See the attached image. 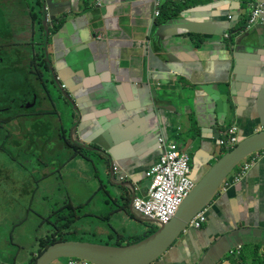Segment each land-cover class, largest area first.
I'll return each instance as SVG.
<instances>
[{"label":"crops","instance_id":"obj_1","mask_svg":"<svg viewBox=\"0 0 264 264\" xmlns=\"http://www.w3.org/2000/svg\"><path fill=\"white\" fill-rule=\"evenodd\" d=\"M42 1V16L49 14L52 19L46 23L50 64L71 100L56 97L57 113L62 117L56 130L66 129L67 117L72 116L76 141L95 153L86 159L78 156V164H92L93 159L99 162L95 179L109 182L113 206L116 199L125 202L127 209L131 192L109 180L108 163L120 169L121 179L136 182L132 184L135 197L142 196L149 186L145 172L156 160L157 136L177 142L186 153L191 151L192 170L193 163L211 164L225 152L216 139L226 127L233 125L243 135L264 129L260 125L264 123V24L244 32L245 0H199L197 7L178 17L186 21L169 27L158 42L153 39L156 29L151 23L159 18L154 17L156 9L180 0H103L104 6L96 10L92 7L95 0H49L47 10L46 0ZM36 2L0 0V59L12 62L13 67H27L34 83L36 76L30 67L32 43H39L33 37L32 5ZM13 9H19V16L11 20ZM63 14L67 17L56 29L59 23L53 21ZM229 15L235 20L229 21ZM15 20L22 22L23 29L30 23L32 32L25 43L24 36L17 34L22 27L17 28ZM238 28L243 31L235 33L230 42L223 40L224 31ZM231 48L237 49L235 60ZM74 49L81 64L68 55ZM13 50L18 51L9 55ZM4 64L0 61V70ZM0 76V100L11 99L12 93L2 87L7 80ZM159 99L161 107L155 102ZM45 106L43 112H56L47 103ZM12 143L3 141L1 147ZM68 152L65 166L55 171L58 174L68 167ZM55 161L58 166L62 163ZM44 166L47 179L46 162ZM205 167L202 165V171ZM82 190L88 205L94 195L87 187ZM118 212L129 216L122 209ZM204 214L206 222L200 229L187 228L152 264H264V156L241 181L216 195ZM66 232L71 235V229ZM115 234V241L98 243L125 245L126 237L142 235L136 228H117ZM237 244L242 245L239 254L234 253ZM69 261L59 258L50 264Z\"/></svg>","mask_w":264,"mask_h":264},{"label":"rangeland","instance_id":"obj_2","mask_svg":"<svg viewBox=\"0 0 264 264\" xmlns=\"http://www.w3.org/2000/svg\"><path fill=\"white\" fill-rule=\"evenodd\" d=\"M36 4L37 2L32 7L36 6L45 26V17L42 16L43 8ZM18 10L13 9L11 11V20L19 16L17 14ZM13 11L16 13L15 16ZM53 23L59 22L58 20H54ZM14 24L17 28L22 27L21 30H17V34L24 36L22 39L24 43L27 42L25 37H30L32 32L30 23L27 24L26 29H23L24 25L20 21L15 20ZM33 37L34 41L44 42L45 40V47L48 50L49 43L46 38V32L44 38V32L39 22L34 23ZM17 51L13 50L8 54L14 55ZM5 56L9 58L6 53ZM0 61L1 63H5L0 70V75L7 80L5 86L2 87L10 91L17 98H21L24 95L27 96L29 93V91L27 92V88L37 85L32 80L27 67L16 65L13 67L12 62L5 58H1ZM38 81L36 79V82ZM12 94L10 95L12 96ZM33 96L37 97V95ZM46 103L47 100L45 99L42 101L41 106L45 107ZM15 111L18 113L20 110L16 109ZM48 114L50 113L43 114L39 116V119L35 118L28 122L27 134L29 136L23 139L19 138V140H22L19 142L23 146L22 148L17 146L18 142L1 147L3 141L7 140V132L0 128V264H23L29 259L36 258L38 252L36 255H33L32 251L35 250L34 252H36V250H39V241L49 234L52 226H55L54 229L61 227L60 222L55 221V217L52 218V223L46 220V216L55 209L60 210L56 218L59 216L66 219L64 223L70 222L69 225L58 231V236H62L65 240L102 244L98 242L100 240L105 242V239L116 240L115 232L117 228L131 231H134V228H136V232H141V234L146 231L144 224L134 218H130L124 213L118 212L119 209H122L124 212L127 211L125 202L115 199V206H113L109 182L95 179L96 175H99L100 167L99 162L95 159H93L92 164H78L79 157L76 156L67 162L68 167L61 169L59 174L54 172L47 179L37 181L35 192L30 197L28 195L22 198L19 197L20 194H27L29 190L33 189V186H31L25 177L26 172H29V167H23L20 162L32 159L31 153L40 151L48 162L46 166L53 168L57 167L58 164L51 160L66 158L67 153H69L68 151L71 153L73 151L69 147V145L72 146L73 144L71 135L72 116L67 117L70 122L67 127L66 141L60 143L55 138L48 140V137L53 135L50 132L49 125H54L57 121H61L62 117L55 116L50 121L48 120ZM44 118L45 120L41 121ZM35 127H38L37 134L33 132V128ZM30 138L33 141L42 139L40 142L45 144V146L42 148L28 147L26 143L31 141ZM183 150L185 151V149ZM79 152V155L83 159L88 158L89 155L93 156L91 153H94L82 149ZM188 153L191 154V151ZM96 154L103 157L97 152ZM247 161L248 157L241 161L234 170L241 167ZM51 162L54 163L52 166H50ZM93 168L96 169L97 174L94 173ZM41 171L45 174V166L33 171L34 176L30 180L32 184L34 179L39 177ZM47 171L50 172L51 170ZM147 184H150V180L147 181ZM84 187H87L94 195L88 205H86L88 198L81 196V191H83ZM129 197H131L130 194ZM68 205L73 207L70 209L75 210V216L67 207ZM68 229H71V235H67L66 231ZM99 231H103L104 233ZM50 232L52 233V231ZM20 250L23 253L21 255H19Z\"/></svg>","mask_w":264,"mask_h":264},{"label":"water","instance_id":"obj_3","mask_svg":"<svg viewBox=\"0 0 264 264\" xmlns=\"http://www.w3.org/2000/svg\"><path fill=\"white\" fill-rule=\"evenodd\" d=\"M48 1L49 0L45 1V10H47L46 7L48 5ZM90 1L92 0H89V2ZM102 1L103 0H95L94 4L92 5L93 9L96 10L102 8L104 6ZM236 1L239 3L241 2V0ZM182 2H184V0H180L176 3L180 4ZM244 3L245 14L247 15V18L242 22L245 21L244 32H248L250 29H254L256 26L264 24L263 14V18H261L257 24L253 25L249 29L246 28L253 3L262 4L264 13V2L261 3L258 0H245ZM195 7L197 6L182 10L178 14L171 16L165 21H161L158 19L152 20V26H155L156 29L153 39L158 42V40L166 34V31L169 27H174L176 24L181 25L182 23H184L186 19L178 17H182V13ZM92 13L93 12H91V14ZM239 15L242 16L243 12ZM65 17L67 16L63 14L61 18L54 20H58V22H61V20H63L62 18ZM228 19L229 21H234L235 16L229 15ZM50 20L52 19L49 14L45 15L46 30H48L46 27V23L48 24ZM239 31H243V29L238 28L237 30H231L230 32L229 30L224 31L222 33L223 40H228L230 42L232 36ZM227 32H229V36L225 38V34ZM194 40L195 38H193V41ZM236 50L237 49L234 50L233 48H231V53L233 54L234 60ZM45 53L47 59L49 60L47 61L49 62L48 71L52 76L57 89L59 90V92H62L64 99L70 100L68 94L66 93L65 86L56 79L54 67L50 64V56L47 50ZM68 55L71 58L72 62H74L75 64H81L79 63L80 57L76 54L75 49L71 50ZM155 102L158 106L161 107L160 99L156 100ZM263 124L264 123L261 122L260 125ZM74 130L75 127L73 126L71 130L73 143L80 145L79 148H81L82 150L88 151L85 143H79L78 141H76V138L74 137ZM157 138L158 136L156 137L155 146L156 160L161 155L162 151L159 148ZM218 142L219 137L216 139V145L221 149ZM261 150H264V129L258 128L256 131H251L248 135H243L240 131H237L236 145L232 149L226 150L218 158L214 159L213 163H203L199 165L193 163L190 174L193 188L181 201L173 217L164 224H157L156 221L151 220L144 215H141L138 211L133 209L132 201L135 197V192L132 184H135L136 182L131 183L129 181H124L123 179H121L122 173L120 169L112 163H108L109 180L112 183L119 185V187L130 189L131 197L127 208L128 211H126V213H129V215H131L134 219L144 224L146 227V231L149 229V226L153 227V232L136 243L120 246L102 245L74 240H61L49 245L43 251V253L38 256L34 264H50L52 261L58 258L76 259L89 264H152L178 240V238L187 228L194 229L188 224L199 211L203 210L216 195L220 194L221 192H225L231 185H233L230 183V180L233 172L235 171L234 169L240 164V162L253 153L259 152ZM153 164L154 162L146 170V178V173L149 171ZM204 164L206 167L205 170L202 171V165ZM237 245L238 247L240 246L242 248L241 244Z\"/></svg>","mask_w":264,"mask_h":264},{"label":"trees","instance_id":"obj_4","mask_svg":"<svg viewBox=\"0 0 264 264\" xmlns=\"http://www.w3.org/2000/svg\"><path fill=\"white\" fill-rule=\"evenodd\" d=\"M200 1L199 0H186L180 4H177L176 2H166L163 4V6L159 9L160 15L158 20L161 21H165L166 19L170 18L171 16H174L175 14H178L179 12H181L182 10H185L187 8H191L196 6L197 4H199ZM38 6H42L43 5V1L42 0H38V3L36 4ZM34 8L32 9V19L34 21V23L39 22L41 24V29L44 32V38H45V26L43 25V21L41 18V14H38L36 12V8L35 6H33ZM61 23H59L56 26V29H59ZM46 38H47V34H46ZM45 40L44 42H40V43H32V46L34 47V49H32V66L30 67V73L34 74L35 80L38 79L39 81L36 83L37 85L34 86H29L27 88V92L29 91V93L27 94V96H23L21 98H18L17 100V104H15L14 106H6V105H2L0 104V128L4 131L7 132V140H4L6 142H20L22 140H19V138L23 139L24 137H28L29 135L27 134V126H28V122L32 121L35 118L39 119V116H42L43 114H46L45 112H43L41 109L43 108L41 106L42 101L43 100H47V104L52 107V109L56 110L50 112V114H48L49 119L48 120H53L55 118V116H60L57 113V110H59L58 107V103L56 102V97H59L61 101L64 100L63 94L62 92H59V90L57 89L52 76L50 75L49 71H48V63L47 61H49L47 59L46 56V48H45ZM49 85V86H48ZM37 95V97H34L32 95ZM8 98V97H3ZM11 99L14 98V96L9 97ZM20 99V100H19ZM14 100H16L14 98ZM41 100V101H40ZM16 109L20 110L18 113H16ZM7 114V115H6ZM46 118V117H45ZM42 119L41 121L45 120ZM50 127V132L51 136L48 137V140L51 138H55V140L57 139L58 142L63 143L64 141H66V134H67V128H60L59 130H56V125H49ZM33 132L34 134H37L38 132V127L33 128ZM26 135V136H25ZM41 137V136H40ZM31 140V138H30ZM39 140H31L32 144L28 147L30 148H42L43 146H45V144H43V146H41L39 144ZM46 141V139H45ZM17 146L19 148H22L23 146L19 143H17ZM70 148H72V153L70 155V157L67 159L68 161L71 160L72 158L76 157V156H80L79 155V151L81 150V148L79 147H75V145H69ZM18 148V149H19ZM36 152H38V154H36ZM32 159H27L24 160L23 162H20L21 165L23 167H29V172H26L25 177L26 180L31 184V186H33L32 194L35 192L36 189V183L39 180H44L45 176L43 175L42 171L39 175V177L34 179L33 184L30 182V180L33 179V171L37 170L38 168H44V164L46 162L47 165V161L44 159V157L42 156V154L40 153V151H35L31 153ZM61 158V157H60ZM54 163H56L55 160H51ZM58 161H62L59 162L61 163V165L57 166V167H47V169L55 172L56 170H58L60 167L62 168V165L66 162V160L63 158H61V160ZM51 162L50 166H52L54 163ZM65 166V164L63 165ZM48 172V176H50L53 172ZM28 195L23 193L20 194V198L24 197ZM29 196V195H28ZM69 209L73 208L71 205L67 206ZM72 214L75 216V210H72ZM60 212V210H52L47 216H46V220H48L50 223H52V218L55 217V221L60 222L61 227L59 228H55V226H52L50 228V231H52V233L49 231V234H47L45 236L44 239H41L39 241L40 246H39V250H37V255L36 258H33L32 260L29 261L28 264H34L36 262V259L38 258V256H40L43 251L51 244L61 241V240H65L64 238H62V236H58V231H60V229L66 227L67 225L70 224V222H65V218L62 217H57L58 213ZM129 214V213H128ZM130 217H132L131 215H129ZM133 218V217H132ZM72 220V219H71ZM153 227L149 226V229L143 233L140 236H130V237H126L125 239V245L126 244H131V243H136L140 240H142L143 238H145L146 236L150 235L153 232ZM124 244L123 242H118L116 241L114 246H120Z\"/></svg>","mask_w":264,"mask_h":264},{"label":"built area","instance_id":"obj_5","mask_svg":"<svg viewBox=\"0 0 264 264\" xmlns=\"http://www.w3.org/2000/svg\"><path fill=\"white\" fill-rule=\"evenodd\" d=\"M262 4H254L248 17L246 28L249 29L263 18ZM157 8L154 17H159ZM229 36L225 34V38ZM64 88V86H63ZM161 155L146 173L150 184L142 196H136L132 201V207L141 215L156 221L157 224L167 223L175 214L184 197L193 188L190 179L191 159L188 153L182 149L177 142L166 141L163 136L158 138ZM237 143V130L232 126L226 127L219 135V146L223 151L232 149ZM262 156L264 150L253 153L248 161L236 169L231 177L230 183L236 184ZM204 209L198 212L189 222V226L200 229L205 223ZM241 247H237L234 253L239 254ZM77 261L70 259L69 264Z\"/></svg>","mask_w":264,"mask_h":264},{"label":"flooded vegetation","instance_id":"obj_6","mask_svg":"<svg viewBox=\"0 0 264 264\" xmlns=\"http://www.w3.org/2000/svg\"><path fill=\"white\" fill-rule=\"evenodd\" d=\"M17 99L14 100V99H7V98H3L0 100V104L2 105H6V106H14L15 104H17Z\"/></svg>","mask_w":264,"mask_h":264},{"label":"clouds","instance_id":"obj_7","mask_svg":"<svg viewBox=\"0 0 264 264\" xmlns=\"http://www.w3.org/2000/svg\"><path fill=\"white\" fill-rule=\"evenodd\" d=\"M158 18V17H157ZM46 32H47V30H46ZM48 39V38H47ZM40 43V42H39ZM46 48V47H45ZM135 198V197H134ZM202 211V210H201ZM200 212V211H199ZM206 222V221H205ZM242 249V248H241Z\"/></svg>","mask_w":264,"mask_h":264},{"label":"bare ground","instance_id":"obj_8","mask_svg":"<svg viewBox=\"0 0 264 264\" xmlns=\"http://www.w3.org/2000/svg\"><path fill=\"white\" fill-rule=\"evenodd\" d=\"M55 30V29H54ZM45 107H47V106H45ZM43 109V108H42Z\"/></svg>","mask_w":264,"mask_h":264}]
</instances>
